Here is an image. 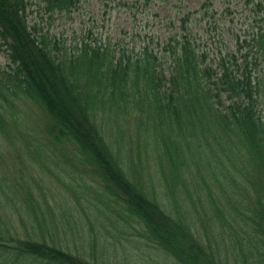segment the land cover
I'll use <instances>...</instances> for the list:
<instances>
[{
    "label": "trees",
    "instance_id": "1",
    "mask_svg": "<svg viewBox=\"0 0 264 264\" xmlns=\"http://www.w3.org/2000/svg\"><path fill=\"white\" fill-rule=\"evenodd\" d=\"M153 1L167 0L144 4ZM41 2L53 14L71 13L83 0ZM29 4L0 0V44L9 58L0 70V142L17 119L14 98L33 100L49 116L47 134L62 145L66 163L78 161L100 184L101 201L117 220L141 226L142 237L164 251L169 262L163 264H264V68L258 70L264 28L251 40L259 54L252 60L249 51L239 58L240 45L207 61L192 13L180 18L181 32L165 43L154 46L146 34L136 53L123 48L118 55L92 40L91 31L65 46L28 20ZM131 4L140 0L124 2ZM107 107L125 116L139 110V175H128L122 148L104 130ZM41 155V162L55 161ZM1 188L6 206L19 205L16 193ZM36 197L28 191L23 202L30 217L44 218ZM27 223L21 216L19 227L13 215L0 212V264H105L60 245L54 228L38 231Z\"/></svg>",
    "mask_w": 264,
    "mask_h": 264
},
{
    "label": "rangeland",
    "instance_id": "2",
    "mask_svg": "<svg viewBox=\"0 0 264 264\" xmlns=\"http://www.w3.org/2000/svg\"><path fill=\"white\" fill-rule=\"evenodd\" d=\"M126 1L138 0H109L108 5L102 0H83L71 13L50 14L41 0H30L27 14L30 22L36 20L40 26L49 28L69 48L91 31L92 40L111 46L119 55L123 48L136 53L146 34L147 39L153 36L154 46L161 41L165 43L171 35L181 32L180 18L192 13V31L199 50L207 52V61H216L220 52L235 51L240 45L239 58L248 51L251 60L259 56L251 41L264 28V3L259 0H167L147 5L140 0V5L130 7L124 5ZM260 61L258 70L263 72L264 61ZM6 67H9V58L5 45L0 44V70ZM13 104L11 114H16L17 119L10 121L11 129H5V137L0 142V212L13 215L19 227L23 216L38 231L42 225L54 228L53 238L60 245L68 246V250L88 260L97 258L105 260V264L168 263L164 251L142 237L138 223L115 218L111 207L100 198L97 191L100 184L84 172L78 161L66 163L65 153L59 151L62 145L52 143L47 134L49 116L40 104L21 95L14 98ZM109 110L107 107L102 113L104 130L110 142H115L118 150L122 148L128 161L124 165L128 175L134 177L132 170L139 175V110L126 116ZM27 135L35 136V141H28ZM42 153L55 161L41 162ZM28 155L39 156L40 160L34 162ZM83 173L84 179L80 177ZM2 184L7 192L18 195L19 205L6 206ZM28 191L38 197L36 200L41 202L38 207L43 209L40 214L46 217L28 215V207L23 202ZM64 211L70 222L65 220ZM58 225L67 230L58 234Z\"/></svg>",
    "mask_w": 264,
    "mask_h": 264
}]
</instances>
